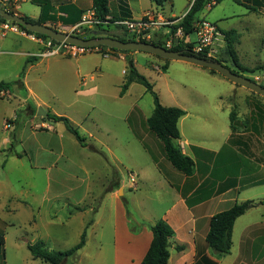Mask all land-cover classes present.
<instances>
[{
	"label": "rangeland",
	"instance_id": "1",
	"mask_svg": "<svg viewBox=\"0 0 264 264\" xmlns=\"http://www.w3.org/2000/svg\"><path fill=\"white\" fill-rule=\"evenodd\" d=\"M41 3H44L42 19L71 24L59 19L60 11L53 8L50 0ZM69 3L67 1L61 10L79 21L91 10L80 12ZM18 6L28 16L39 11L34 0L0 5L13 13ZM211 6L201 13V18L224 30L236 29L242 34L237 46L242 65L253 68L258 63L263 64L264 11H252L251 6L232 0ZM187 10L184 0L176 1L175 12ZM116 30L122 32V29ZM189 41H197L195 32L189 36ZM0 48V82H14L25 67L22 52H35L37 44L21 38L14 45L10 36H0ZM133 53H137L134 60L138 70L154 84L164 106H188L193 84L197 89L208 88L206 79L195 70L201 67L199 65L173 61L166 72L165 59L143 52ZM125 54L116 51L111 55L113 58L99 53L78 58L56 56L41 62L40 58L39 64L27 67L23 80L27 78L38 98L34 100L42 102L38 108L34 100H27V92L22 87L13 86L0 93V234L6 242L4 251L0 250V264H45L34 259L28 244L44 242L52 251L71 249L94 220L96 225L87 229L86 246L66 264H132L127 257L133 247L123 241L120 221L118 225L122 211L116 197L122 204L124 200L128 202L134 226L143 221L142 217L147 216L151 208L164 210L171 205L165 190L152 187L133 190L129 182V174L135 173V166L144 168L143 173L154 185L159 180L146 162L148 154L144 144L136 139L143 135V129H132L126 117L135 102L145 115L151 116L154 98L139 83L131 86L125 98L119 97L125 80L123 72L127 71L126 76L129 73L127 61L121 59L129 55ZM34 57L29 55V58ZM245 76L251 78L249 73ZM40 107L47 113L69 118L86 138V144L94 145L101 154L83 148L62 122L53 121L55 125H52L48 123V116H38ZM108 192H116V197L107 195ZM119 238L121 242L117 243Z\"/></svg>",
	"mask_w": 264,
	"mask_h": 264
},
{
	"label": "crops",
	"instance_id": "2",
	"mask_svg": "<svg viewBox=\"0 0 264 264\" xmlns=\"http://www.w3.org/2000/svg\"><path fill=\"white\" fill-rule=\"evenodd\" d=\"M34 1L39 11L33 16H28L24 10L19 9V6L12 11L38 22L43 18L44 3H41L42 0ZM50 1L53 8L59 9V19L65 22L73 19L68 15V12L61 10L67 1H70L69 4L73 9L80 12H84L88 8L93 9V0ZM176 1L164 0L162 5H158L152 0H109L110 14L108 17L116 20L140 19L147 12L152 11L165 19L177 21L186 15L194 0H184L188 10L180 13L175 12ZM249 5L252 11L258 9L260 12L264 11V0H252ZM208 7L212 6L209 5ZM70 23V25H64L62 22L59 24L46 22L45 25L62 32L78 24V22ZM169 30L170 28L166 27L157 31L154 41H164ZM220 31L227 30L220 27ZM110 32L119 35L123 31L111 29ZM9 36L10 42L14 45L18 44L21 38L37 44L35 52H22L25 65L29 53H38L42 50L38 36H35L36 40H33L29 36L24 37L15 33H8L6 37L1 38H8ZM241 38L242 34L240 41L236 44V51ZM186 42H189V38ZM222 46L224 52L226 40L222 42ZM130 54L132 56H129ZM135 54L137 53L125 54L126 56H121V59L126 61V57L129 56L134 60ZM226 60L225 64L231 69L243 74L228 61V57ZM40 62L38 58L37 61L34 60V63L28 64L27 67H32ZM134 62L136 65L135 60ZM163 62L167 72L173 61L165 60ZM239 62L241 63L240 58ZM263 64L258 63L257 66L250 68L241 63L242 66L250 70ZM195 70L203 76L204 80L206 79L208 88L205 90L197 89L195 88L196 85L193 84V93H190L187 99L188 106H177L186 111V115L179 122L181 132L179 143L183 152L195 161L196 169L193 176L188 177L172 166L163 144L146 124L150 116L144 114L137 102L126 113L129 126L132 129H143V135L136 136V139H141V144H144V149L148 154L146 162L150 165L155 178L159 180L157 185H154L150 182L147 174L143 173L144 168L135 166V173H133L138 178V184L133 190L141 189V187L165 190L172 201L171 205L164 210L156 211L151 208L150 213L142 217L146 226L142 227L139 234H133L130 232L124 204L120 198L116 197V192H108L107 195L117 198L120 212L122 211V218L118 216V225L121 224L124 230L123 241L130 245V248L133 247L127 260L132 264H142L153 240V232L150 226L164 219L175 231V236L170 240L169 264H264V96L235 84L219 72H213L205 67H197ZM256 72L249 73L251 78ZM123 73L126 78L127 71L124 70ZM124 82L125 80L122 85ZM133 84L130 85L123 97H120L119 94L121 99L125 98ZM24 87L23 89L27 92V100H34V98L38 100L28 85L27 78ZM34 102L36 108L42 103L35 100ZM233 113L236 114V117L232 122ZM53 121L49 119L48 123L55 125ZM91 146L98 151L94 153L101 154L94 145H89V147ZM115 166L120 168L116 163ZM160 186L162 187L159 188ZM157 192L161 194L160 191ZM247 201H253L255 206L236 220L232 234L231 253L227 256H217L206 241L211 218L218 213L231 209L236 204ZM95 225L96 221L94 220L92 227ZM116 241L120 243L121 239ZM178 246H182L184 249L178 251Z\"/></svg>",
	"mask_w": 264,
	"mask_h": 264
},
{
	"label": "trees",
	"instance_id": "3",
	"mask_svg": "<svg viewBox=\"0 0 264 264\" xmlns=\"http://www.w3.org/2000/svg\"><path fill=\"white\" fill-rule=\"evenodd\" d=\"M158 5H162L164 0H152ZM225 0H194L193 4L191 5L189 11L186 15L179 20V22L170 27L168 35L164 37V41H150L148 43H153L158 46H162L166 49L167 48V41L173 40V45L170 50L174 51H183L185 54L192 55L191 48L194 47V42H186L189 36L196 32V24L202 19L200 17L201 13L207 8L209 5H212L215 2V5L222 3ZM239 5L249 6V2L252 0H232ZM214 5V6H215ZM95 12V16L100 19L101 21H108L107 17L110 14L109 9V0H93V9ZM13 13V12H12ZM26 19L30 22L46 24V20L41 19L38 22L31 20L30 18L26 17ZM77 19H70L67 22H78ZM117 21L116 19L112 18L110 24L98 26L97 32L100 36L105 37H112L119 39L121 41L129 42L135 41L133 38H130L122 32L121 34L111 33L110 29L113 27L111 24ZM175 21V20H174ZM0 22H7L3 17H0ZM81 22V21H79ZM78 22V23H79ZM15 24V23H14ZM18 25V24H17ZM23 30L27 31L30 34H34L40 38L49 37L41 34H36L26 30L24 27L18 25ZM119 28V27H117ZM181 29L183 33V37H177L176 34L178 30ZM222 34L226 40V48L221 55L223 57L227 56L230 61L238 70H240L243 74L245 73H252L256 71L264 70V64L256 67L255 69H248L244 67L239 62V58L236 51V44L240 41L241 34L235 30H227L222 31ZM176 39H178V43H176ZM103 48H107L103 46ZM113 51H121L123 53L129 54L133 53V51H122L112 49ZM201 57V55H199ZM158 57V56H157ZM35 61L38 58H33ZM34 60L28 58L26 65L20 74V78L15 82H0V93L10 90L13 86L17 87H24L23 79L25 77V71L28 64H33ZM166 60V59H165ZM126 61L128 64V75L125 78V82L121 87L120 97H123L126 92L128 91L130 85L132 83H139L146 88V90L152 94L154 98V111L150 117H148L146 124L149 130L156 135V137L161 141L163 144L164 150L168 157V160L172 164V166L177 169L178 171L182 172L188 177H191L195 173L196 164L195 161L188 155H186L179 143L181 139V132L179 128V122L182 117L186 115V111L177 106H164L161 101L158 93L154 89V84L150 82V80L143 75L135 65L134 60L127 56ZM169 61V60H167ZM219 62L226 63L227 60L223 59L222 57L219 58ZM227 65V64H225ZM228 66V65H227ZM213 72H217L216 70L211 69ZM235 72H238L234 70ZM29 106L32 107L33 105L29 103ZM48 118L54 120L55 122H62L66 129L77 139L79 144L82 147H88L93 152H98L94 147H89L86 144V138L83 137L79 129L74 125V123L67 117L58 116L54 114H48ZM236 114L233 113L231 116L232 122L234 121ZM124 204L126 205V212L127 217L129 220V228L130 232L133 234H139L143 226H146L144 221L138 222V225L133 224V221L130 217L129 209H128V202L124 200ZM255 203L253 201H247L241 204L234 205L231 209L226 210L224 212L218 213L213 216L210 220V230L207 235L206 241L211 248V250L217 256H227L231 253L232 249V234L233 228L235 225L236 220L246 214V212L253 208ZM93 222H90L84 232L81 235V239L79 243H77L71 249L62 251H52L49 250L44 242H38L35 244H28V249L32 253L34 259H40L45 264H66V262L78 255V252L84 248L87 244V229L91 226ZM133 224V225H132ZM153 232V240L151 246L142 261V264H169L170 260V240L175 236V231L171 227V225L164 219L157 221L154 225L150 226ZM5 237L0 234V250L4 251L5 246ZM178 251H182L184 248L182 246L177 247Z\"/></svg>",
	"mask_w": 264,
	"mask_h": 264
},
{
	"label": "built area",
	"instance_id": "4",
	"mask_svg": "<svg viewBox=\"0 0 264 264\" xmlns=\"http://www.w3.org/2000/svg\"><path fill=\"white\" fill-rule=\"evenodd\" d=\"M12 1L17 0H0V5H2L3 3H11ZM212 4L215 5V2H213ZM4 9L7 10L6 7H4ZM111 19L112 18L107 17L108 21H110ZM108 21H101L95 16L94 10H89L84 14L81 22L62 32L77 37L87 35L89 38H92L94 37L93 32H97L98 26L110 24V22ZM174 22L175 21L173 20L165 19L162 16L149 11L140 19L117 20L111 25L115 29H117V27H119V29H122V31L127 34L128 37L133 38L136 42H150L154 40V36L157 31L170 26ZM8 33H15L24 37L29 36L33 40H36V35L28 33L27 31L20 28L17 24H14L12 22H0V36L6 37ZM195 33L197 35V41L195 42L194 47L190 49L193 53L192 55H201V57L203 58L218 61L224 48L222 46V42H224L225 40V37L220 31V27L218 26V24L211 23L205 19H201L196 24ZM98 36L100 35L98 34ZM176 36L183 37L181 29L178 30ZM40 43L42 44V50L38 53H29L30 56H35L34 58L39 59H49L56 56L78 58L84 55L99 53L108 58L111 57V55H113L115 52L112 50V48L109 47H84L69 44L66 42H59L52 38H40ZM172 45L173 40L167 42L168 49L171 48ZM1 52L2 49L0 48V53ZM251 79L256 83L264 86V70L256 72ZM129 182L135 189L138 184V178L134 173L129 174Z\"/></svg>",
	"mask_w": 264,
	"mask_h": 264
},
{
	"label": "water",
	"instance_id": "5",
	"mask_svg": "<svg viewBox=\"0 0 264 264\" xmlns=\"http://www.w3.org/2000/svg\"><path fill=\"white\" fill-rule=\"evenodd\" d=\"M0 17H3L7 22L18 24L30 32L45 35L59 42H66L69 44L84 47L105 46L122 51L143 52L158 56L166 60L184 61L208 69H213L225 76L230 81L234 82L235 84L244 86L264 96V86L256 83L251 78L246 77L245 75L240 74L239 72H235L229 66L217 60H210L195 55L185 54L183 51H174L166 49L162 46H158L153 43L136 41L125 42L112 37L98 36L97 32H93L94 37L92 38H89L87 35L77 37L68 33L58 31L55 28L45 24L30 22L26 19V17L20 16L16 13H12L1 7ZM176 43H178V39H176ZM37 115L47 116L48 113L44 111L42 107H40L39 111L37 112ZM120 192H122V190Z\"/></svg>",
	"mask_w": 264,
	"mask_h": 264
}]
</instances>
